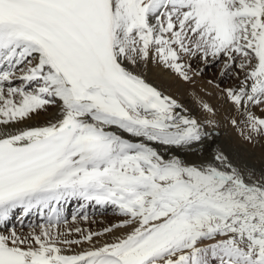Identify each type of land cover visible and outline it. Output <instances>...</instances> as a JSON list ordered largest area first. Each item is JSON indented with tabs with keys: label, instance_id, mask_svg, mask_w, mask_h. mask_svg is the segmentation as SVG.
Here are the masks:
<instances>
[{
	"label": "snow or ice",
	"instance_id": "1",
	"mask_svg": "<svg viewBox=\"0 0 264 264\" xmlns=\"http://www.w3.org/2000/svg\"><path fill=\"white\" fill-rule=\"evenodd\" d=\"M208 68L219 106L195 91ZM228 127L264 148V0H0V264H264V165ZM72 200L118 219L67 227Z\"/></svg>",
	"mask_w": 264,
	"mask_h": 264
},
{
	"label": "bare ground",
	"instance_id": "2",
	"mask_svg": "<svg viewBox=\"0 0 264 264\" xmlns=\"http://www.w3.org/2000/svg\"><path fill=\"white\" fill-rule=\"evenodd\" d=\"M208 69L205 70L204 74ZM145 79L158 87L160 90L164 91L166 94L174 96L178 101L184 104L186 107L192 110L194 115H199L197 112L192 99V91L193 88L187 84H184L179 80L174 74L169 71H166L159 67H153L151 64L148 65L147 69L144 72ZM208 80L218 81L219 75L213 78L209 76L203 75V78L197 84L195 91L204 97V99L209 100L214 106H219L220 102L215 98V95L209 97L205 92L200 91L201 89H206L207 92L214 93V89L211 85L207 84ZM233 83V81H232ZM228 106L225 105L220 109V116L218 118L222 119L225 109ZM51 113L45 115L41 114L40 116L33 117L30 120H26L23 126H43L48 116ZM222 132V137L219 142L224 143L228 146L230 151L239 152L243 157H245L249 163L254 164L257 168L264 165V148L261 147H252L251 145L242 143L239 138L236 136L234 130L230 127L222 128L220 130ZM248 151V152H246ZM177 155L184 156L185 154L181 151H176ZM255 155L256 157H252ZM81 201L72 200L68 203L62 205V212H66L68 225L67 227H81L83 229H91V230H102L104 227L108 226L110 223L118 219L116 216H98L93 217L96 214H105L108 212L109 207L102 208L98 205L92 204L81 208ZM87 215L88 220L85 221L82 217L83 215ZM73 216H76L77 219L73 222ZM81 216V217H80ZM91 216V217H90ZM70 218V219H69ZM69 219V220H68ZM43 219L39 213L33 212L28 216H22V214H18L13 220L9 223L8 229L15 227L18 231L27 232L30 227L36 226L40 223H43ZM61 227H65L61 225ZM75 248V246H74Z\"/></svg>",
	"mask_w": 264,
	"mask_h": 264
},
{
	"label": "rangeland",
	"instance_id": "3",
	"mask_svg": "<svg viewBox=\"0 0 264 264\" xmlns=\"http://www.w3.org/2000/svg\"><path fill=\"white\" fill-rule=\"evenodd\" d=\"M205 76H209L210 78H213V77H215V76H218L219 75V68H208V70L206 71V73L204 74ZM227 84H231L232 83V81H227L226 82ZM222 86H224L223 84H222ZM246 152H248V151H246ZM252 157H256L255 155H252ZM98 216H105V217H109V216H115L114 214H113V212H112V209H110V211L109 212H107V213H105V214H102V215H100V214H96V216L94 215L93 217H98ZM81 217V216H80ZM89 217V216H88ZM91 217V216H90ZM70 219V218H69ZM68 219V220H69Z\"/></svg>",
	"mask_w": 264,
	"mask_h": 264
}]
</instances>
